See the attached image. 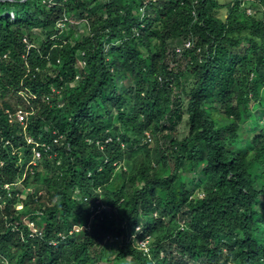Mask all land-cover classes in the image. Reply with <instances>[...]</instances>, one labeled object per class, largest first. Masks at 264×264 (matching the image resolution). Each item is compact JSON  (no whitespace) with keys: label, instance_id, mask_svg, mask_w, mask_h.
Masks as SVG:
<instances>
[{"label":"trees","instance_id":"1","mask_svg":"<svg viewBox=\"0 0 264 264\" xmlns=\"http://www.w3.org/2000/svg\"><path fill=\"white\" fill-rule=\"evenodd\" d=\"M220 6L0 0V264H264V0ZM17 105L63 135L27 200Z\"/></svg>","mask_w":264,"mask_h":264},{"label":"clouds","instance_id":"2","mask_svg":"<svg viewBox=\"0 0 264 264\" xmlns=\"http://www.w3.org/2000/svg\"><path fill=\"white\" fill-rule=\"evenodd\" d=\"M21 95H27L26 94V90H21L20 91ZM36 95L31 94L30 98H35ZM46 99H48V97H46ZM28 103H30L31 101L28 100ZM15 104V103H14ZM23 110L26 113V117L24 120H21L18 116V111L19 110ZM5 113L8 115L9 117V122L10 123H20L23 127V133H24V138L27 144L31 145V154L29 157H26V148L25 146L20 147L17 151L18 155H19V162L21 165V170L22 173L20 176H18L17 179H15L14 183H6L2 186V188H7L10 189L12 186H14L16 189H19L21 191V193H18V195L24 199L27 200L29 197V194L35 192L36 193V187L34 184L27 182L26 180L29 177L30 172L33 173L35 167L39 164L40 160L42 159V155H44L45 153L48 154L49 157H51L54 154H57V152H55L56 147L61 146V142H62V134H58L57 132H54V137L52 139V141H45V140H40V139H36L34 136L29 135L27 133V126L30 122V117L33 114L31 111H29L26 107L22 106V105H17L15 107H13V110L10 109H5ZM40 151L41 155L39 157L36 156V151ZM0 165L3 166L4 162L3 160H0ZM1 196V194H0ZM2 202V199H0V205ZM23 207V203H19L17 205V209H21ZM139 242V241H138ZM143 243L144 245H146L147 241H141L139 242L140 247L141 244ZM142 248H146V246H143ZM1 260V258H0Z\"/></svg>","mask_w":264,"mask_h":264},{"label":"rangeland","instance_id":"3","mask_svg":"<svg viewBox=\"0 0 264 264\" xmlns=\"http://www.w3.org/2000/svg\"><path fill=\"white\" fill-rule=\"evenodd\" d=\"M235 0H217V2L221 5L217 10H218V16H220L222 19H225L226 18V16H227V14H228V11H229V9H230V7H231V5H232V3L234 2ZM228 5H230V6H228ZM245 7H246V10H247V13L248 14H253V11H254V9H252L251 8V5L250 4H245ZM85 26V23H84V21H82L81 23H80V27H84ZM81 31H83V30H81ZM80 34H82V32H77V34H76V37H79V35ZM191 40H185L184 38H183V36H181V37H177V38H175V39H173V40H171V41H169L168 42V46H169V52H171L173 49H175V48H181L182 46H186V44L187 43H189ZM187 47V46H186ZM154 50H156V48H154ZM169 63L172 65V66H174L176 63H178L177 65V67H179V68H182V66L184 65V60H182V61H178V60H176L175 59V61L172 59V57L170 58V61H169ZM182 65V66H181ZM191 78V76L189 75V76H187L186 78H185V80H188V79H190ZM130 83H131V81L129 80V79H121V78H119L118 79V85L120 86V87H128L129 85H130ZM122 85V86H121ZM173 95L175 94V89L173 88ZM53 92L54 93H59V90H57L56 88H54L53 89ZM60 97V96H59ZM174 98H175V96H174ZM175 101V100H174ZM15 102H13V104H14ZM184 118H186V117H184ZM262 123H264V118H262ZM187 125L185 124V122H181L178 126H177V134L179 135V134H184V133H187ZM146 142L147 143H149V145H151V146H153L154 145V142H153V139L151 138V137H149V140L148 139H146ZM120 166H124V168H127L128 170H130L131 168H132V161H128V160H125V161H123L122 163H120L119 165H118V168L120 167ZM187 174H189V173H187ZM184 178L186 179L187 178V176L185 175L184 176ZM38 188H36V190H37ZM107 243H108V241H107ZM136 243V245L137 244H139V242H138V240L135 242ZM141 244V246L143 247V246H145L143 243H140ZM107 246H109V244L107 245ZM111 255V257L110 258H108L105 262L107 263V264H124L123 262H120V261H113V258H114V255L115 254H110ZM106 263H103L102 262V264H106ZM191 264H192V262H191Z\"/></svg>","mask_w":264,"mask_h":264},{"label":"built area","instance_id":"4","mask_svg":"<svg viewBox=\"0 0 264 264\" xmlns=\"http://www.w3.org/2000/svg\"><path fill=\"white\" fill-rule=\"evenodd\" d=\"M187 47H190V42L186 44ZM18 116L21 120H24L25 117H26V113L23 111V110H19L18 111ZM41 155V152L40 151H36V156L39 157Z\"/></svg>","mask_w":264,"mask_h":264}]
</instances>
